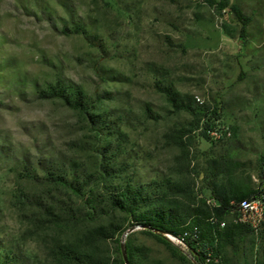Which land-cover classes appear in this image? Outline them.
<instances>
[{
    "label": "rangeland",
    "instance_id": "374dc122",
    "mask_svg": "<svg viewBox=\"0 0 264 264\" xmlns=\"http://www.w3.org/2000/svg\"><path fill=\"white\" fill-rule=\"evenodd\" d=\"M159 75L196 116L155 88ZM53 89L80 94L86 109ZM263 178L264 0H0V255L57 264L55 246L112 225L120 231L88 246L104 264H128L127 247L133 264L192 263L167 237L130 227L109 194L131 182L215 207ZM222 251L224 264H264L261 237Z\"/></svg>",
    "mask_w": 264,
    "mask_h": 264
},
{
    "label": "trees",
    "instance_id": "16d2710c",
    "mask_svg": "<svg viewBox=\"0 0 264 264\" xmlns=\"http://www.w3.org/2000/svg\"><path fill=\"white\" fill-rule=\"evenodd\" d=\"M162 79V75L155 79V88L165 95L174 108L196 116L197 110L192 107L193 99L188 97L183 99V96L176 94L170 86L163 85ZM49 95L63 100L73 109H86L85 98L80 94H62V92H57L53 89L49 92ZM216 111V108H211L208 112L209 117H216ZM94 118L95 122L101 124L107 135H110V126L104 121L98 120L97 117ZM208 125L209 122L206 121L204 127ZM109 146V143H107L105 147L107 151L110 150ZM103 160L104 173L109 175L111 173V168L109 167L111 160L105 157H103ZM45 180L49 183L67 187L75 195H80L83 191L81 186L73 185L65 178L51 172L46 173ZM149 189L150 186L144 188L131 182L126 183L121 189L109 194L110 205L113 209H117L127 216L130 227L132 225L145 227L149 235L165 245H168V241L165 238L166 235L177 236L186 229L196 227L199 230L198 238L191 239L188 244V252L193 262H188L187 264H224L225 255L222 254V250L235 239L247 235L264 238V225L257 232L247 225L236 223L234 220L226 222L223 228L219 227L220 221L225 222L224 214H226V211L231 212L229 204L231 201L239 202L252 195H257L259 194L258 190L254 194L238 193L231 196L223 194L219 199V207L202 204L192 208L181 206L174 200H167V192L156 194ZM119 231L120 228L112 225L97 226L85 235L83 245L81 243L66 242L55 246L52 252L53 258L57 264H104L95 256L92 250L88 249V246L98 240L112 237ZM126 256L128 264H133L131 261L132 254L128 247L126 248ZM0 264H18V262L11 257L0 255Z\"/></svg>",
    "mask_w": 264,
    "mask_h": 264
},
{
    "label": "built area",
    "instance_id": "2783aa9c",
    "mask_svg": "<svg viewBox=\"0 0 264 264\" xmlns=\"http://www.w3.org/2000/svg\"><path fill=\"white\" fill-rule=\"evenodd\" d=\"M193 2H200L201 0H192ZM195 101L197 104L201 105L202 101L200 98L195 97ZM210 135L214 139H218L219 135L217 131H211ZM225 135L229 136V132L225 133ZM257 195H252L248 198H245L239 202L231 201L229 204L231 206V212L234 215V221L236 223H241L249 226L256 232L262 228L264 225V178L262 179L261 186L258 189ZM215 207H219V205H214ZM215 222V220H213ZM225 226V222L220 221L219 227L223 228ZM199 234V230L196 227H192L190 229H186L181 234L174 235H166V237L178 245L180 248L188 252V244L191 239H197ZM208 261V259H206Z\"/></svg>",
    "mask_w": 264,
    "mask_h": 264
},
{
    "label": "water",
    "instance_id": "95a60500",
    "mask_svg": "<svg viewBox=\"0 0 264 264\" xmlns=\"http://www.w3.org/2000/svg\"><path fill=\"white\" fill-rule=\"evenodd\" d=\"M139 227L145 229V227H141V226H139ZM132 229H133V228H132ZM122 254H123V259L125 260L124 253L122 252ZM126 264H127V263H126Z\"/></svg>",
    "mask_w": 264,
    "mask_h": 264
}]
</instances>
